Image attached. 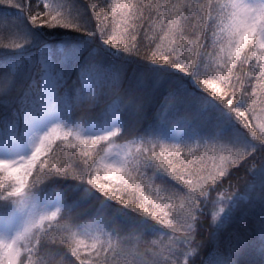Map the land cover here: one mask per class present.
Wrapping results in <instances>:
<instances>
[{"label": "snow or ice", "instance_id": "6c2138e0", "mask_svg": "<svg viewBox=\"0 0 264 264\" xmlns=\"http://www.w3.org/2000/svg\"><path fill=\"white\" fill-rule=\"evenodd\" d=\"M0 264H264V0H0Z\"/></svg>", "mask_w": 264, "mask_h": 264}]
</instances>
